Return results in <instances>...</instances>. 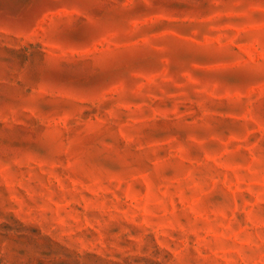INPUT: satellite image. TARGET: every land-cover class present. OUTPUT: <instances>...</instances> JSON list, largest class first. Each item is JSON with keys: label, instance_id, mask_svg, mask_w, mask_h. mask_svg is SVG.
<instances>
[{"label": "rangeland", "instance_id": "374dc122", "mask_svg": "<svg viewBox=\"0 0 264 264\" xmlns=\"http://www.w3.org/2000/svg\"><path fill=\"white\" fill-rule=\"evenodd\" d=\"M0 264H264V0H0Z\"/></svg>", "mask_w": 264, "mask_h": 264}]
</instances>
